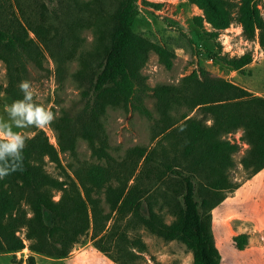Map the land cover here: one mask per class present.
I'll use <instances>...</instances> for the list:
<instances>
[{
    "label": "trees",
    "instance_id": "1",
    "mask_svg": "<svg viewBox=\"0 0 264 264\" xmlns=\"http://www.w3.org/2000/svg\"><path fill=\"white\" fill-rule=\"evenodd\" d=\"M15 1L21 8L20 0ZM189 1L203 11L194 17L195 23L202 27L204 21L209 22L212 36L217 37L236 20L247 39H254L258 31L264 48V18L257 0ZM57 5L46 16L40 10L45 4L35 5L42 21L33 25L22 8L20 17L11 0L0 1V61L6 64L10 79L6 92L15 100L22 96L18 84L24 78L25 58L42 65L45 54L40 45L54 58L62 81L73 54L65 45L67 37L79 26L91 27L95 35L93 51L81 59V67L73 75L83 87L85 106L75 115L52 108L50 126L57 144L44 130L37 131L25 141L22 170L0 179V252L28 247L63 258L90 233L93 245L117 264H138L147 245L140 234L130 236L128 231L144 226L164 239L184 243L193 264H219L212 210L226 199L228 191L241 185L230 179L229 169L235 166L234 154L242 146L226 136L242 131L240 140L248 147L240 163L247 178L264 168V97L202 66L177 84L151 87L143 73L150 53L155 52L171 68L176 52L133 29L140 14L139 0H57ZM142 5L162 6L149 0H142ZM30 31L39 43L30 37ZM189 42L194 44L192 39ZM215 56L239 71L253 60L251 51L235 57ZM147 95L156 99L159 118L153 139L158 141L150 150L133 148L124 163L115 164L103 117L108 107L121 106L154 119L145 104ZM181 107L187 111L174 115L172 111ZM195 109L197 114L190 116ZM79 137L106 164H70V174L60 153L76 157ZM46 158L59 169L57 176L47 171ZM144 177L165 184L162 197L175 216L171 223L155 210L154 193L143 186ZM233 241L236 248L243 249L248 237L240 233ZM27 264H36L33 255L28 256Z\"/></svg>",
    "mask_w": 264,
    "mask_h": 264
},
{
    "label": "rangeland",
    "instance_id": "2",
    "mask_svg": "<svg viewBox=\"0 0 264 264\" xmlns=\"http://www.w3.org/2000/svg\"><path fill=\"white\" fill-rule=\"evenodd\" d=\"M149 1L160 3L162 6L160 9L153 6L145 7L142 5V0H139L140 14L134 20L133 29L154 42L174 49L176 52L171 68H167L160 62L155 52L150 53L143 73L147 76V83L151 87L159 84H177L182 77L202 66L213 75L239 83L255 95L264 97V48L259 44L258 31L254 39H247L242 32L241 24L234 20L229 27L221 30L219 35L214 37L210 34L214 29L209 22L204 21L202 27L195 23L194 17L203 15V11L189 0ZM231 1L238 3V0ZM11 2L16 14L21 17L22 8L33 25L42 21L40 13L33 9L35 5L38 7V4L39 6L42 3L45 4V8L40 6L43 16L51 15L54 8L56 6L58 8L57 0H20L21 8L15 0H11ZM256 5L264 18V0H257ZM47 30L48 28L45 31L47 32ZM64 31L67 33V30ZM29 34L39 43L35 33L30 31ZM49 34L55 41L54 31L50 29ZM67 39L65 45L68 52L73 50V54L66 64V75L62 81L57 74V64L54 58L42 45L40 48L45 54L42 65L25 58L26 70L23 73V80L30 81L35 102L51 112L52 108L57 113L65 109L75 115L85 106V99L81 93L83 87L79 85L73 75L80 69L81 59L93 51L95 35L91 27L79 26L75 33L69 35ZM189 39H192L194 44H191ZM248 51L252 52L253 60L243 71L233 69L215 56V54H226L229 57H235ZM9 82L6 64L0 61V120L7 119L5 108L15 100L6 92ZM155 102L156 99L152 95L145 97V104L152 111L154 119H150L135 110L127 111L121 106L108 107L103 117V123L109 139V154L115 164L124 163L128 153L133 148L146 147L150 150L157 143L158 138L153 139L155 120L159 118ZM183 111H187V108L181 107L172 112L179 116L180 112ZM195 114H197L196 109L190 112V116ZM14 130L26 137V140L30 139L37 131L44 130L50 141L57 144L56 132L50 123L43 127L29 126ZM241 133L242 131L239 130L226 136L230 140H237L242 146L241 150L234 154L235 166L229 169L230 179L240 184L244 183L248 177V172L240 163V158L248 147L246 143L240 140ZM60 157L62 164L70 174H72L70 164L77 165L80 162H102L106 164V160H99L92 154L87 140L82 137H79L77 142L76 157L69 152L60 153ZM135 159L136 157H133V160ZM142 166L143 159L139 162L137 174ZM46 169L54 176L59 174V169L48 160L46 161ZM133 181L134 179H131L130 184ZM142 184L154 193L155 210L163 215L167 223H171L175 216L170 212L171 210L164 203L162 197V191L166 188L165 184L152 179L148 180L145 177L142 178ZM232 192L228 191L227 196ZM128 232L130 236L136 233L140 234L147 245V251L140 255L138 264H193L191 251L179 240L164 239L144 226H138L135 230L130 229ZM26 242L28 243V241ZM217 246L219 249L223 248L218 241ZM30 255L35 257L36 264H117L93 245L90 233L74 246L66 259H54V257L31 251L26 247L15 252H0V262L3 264H27V258ZM225 261L228 262V260Z\"/></svg>",
    "mask_w": 264,
    "mask_h": 264
},
{
    "label": "crops",
    "instance_id": "3",
    "mask_svg": "<svg viewBox=\"0 0 264 264\" xmlns=\"http://www.w3.org/2000/svg\"><path fill=\"white\" fill-rule=\"evenodd\" d=\"M212 216L216 244L223 246L219 264H264V168L230 193L212 210ZM239 233L248 237L243 249L233 245Z\"/></svg>",
    "mask_w": 264,
    "mask_h": 264
},
{
    "label": "clouds",
    "instance_id": "4",
    "mask_svg": "<svg viewBox=\"0 0 264 264\" xmlns=\"http://www.w3.org/2000/svg\"><path fill=\"white\" fill-rule=\"evenodd\" d=\"M18 88L21 98L6 106L7 119L0 120V179L10 172L22 170L26 137L14 129L43 127L54 119L51 111L34 101L30 81H20Z\"/></svg>",
    "mask_w": 264,
    "mask_h": 264
}]
</instances>
